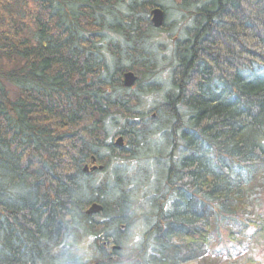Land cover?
Returning a JSON list of instances; mask_svg holds the SVG:
<instances>
[{
    "label": "trees",
    "instance_id": "trees-1",
    "mask_svg": "<svg viewBox=\"0 0 264 264\" xmlns=\"http://www.w3.org/2000/svg\"><path fill=\"white\" fill-rule=\"evenodd\" d=\"M0 264H264V0H0Z\"/></svg>",
    "mask_w": 264,
    "mask_h": 264
},
{
    "label": "water",
    "instance_id": "water-1",
    "mask_svg": "<svg viewBox=\"0 0 264 264\" xmlns=\"http://www.w3.org/2000/svg\"><path fill=\"white\" fill-rule=\"evenodd\" d=\"M151 21L154 25L155 28L160 29L165 25L166 22V15H165V11L160 8L157 7L155 9L152 10L151 12ZM138 80V77L133 73V72H129L126 73L124 75L123 81H124V85L128 88L133 87L136 82ZM117 145L122 147L124 145V139L123 137L119 138L117 140ZM95 163V160L94 162ZM101 168V167H100ZM94 170L97 169V167L93 168ZM86 170H88V167H86ZM103 211V207L99 204H93L88 210L87 213L88 214H98L100 212Z\"/></svg>",
    "mask_w": 264,
    "mask_h": 264
},
{
    "label": "rangeland",
    "instance_id": "rangeland-1",
    "mask_svg": "<svg viewBox=\"0 0 264 264\" xmlns=\"http://www.w3.org/2000/svg\"><path fill=\"white\" fill-rule=\"evenodd\" d=\"M142 166L145 165V161L141 162Z\"/></svg>",
    "mask_w": 264,
    "mask_h": 264
}]
</instances>
